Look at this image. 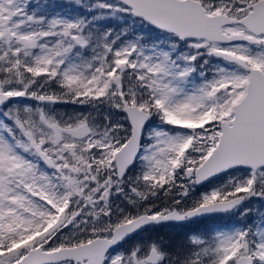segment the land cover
Returning a JSON list of instances; mask_svg holds the SVG:
<instances>
[{"label": "snow or ice", "instance_id": "snow-or-ice-1", "mask_svg": "<svg viewBox=\"0 0 264 264\" xmlns=\"http://www.w3.org/2000/svg\"><path fill=\"white\" fill-rule=\"evenodd\" d=\"M0 264H264V0H0Z\"/></svg>", "mask_w": 264, "mask_h": 264}]
</instances>
